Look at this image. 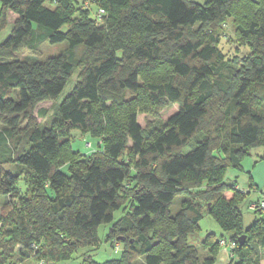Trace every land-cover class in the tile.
<instances>
[{
	"label": "trees",
	"instance_id": "1",
	"mask_svg": "<svg viewBox=\"0 0 264 264\" xmlns=\"http://www.w3.org/2000/svg\"><path fill=\"white\" fill-rule=\"evenodd\" d=\"M91 1L103 10L100 19L88 5L75 11L73 0H0V34L15 15L0 41V196L14 204L12 222H25L17 212L25 206L35 223L46 222L42 238L23 240L37 250L36 264L97 246L98 226L113 222L115 210L122 215L106 240L114 251L121 243V257L99 263L87 256V264H215L221 239L235 244L226 250L230 264H252L253 256L258 264L264 217L244 228L238 203L250 187L224 177L241 169L246 147L264 144V0ZM229 19L246 55L227 57L219 47ZM41 35L69 46L45 59L18 58L22 49L35 51ZM75 70L56 117L42 126L37 118L47 109L38 104H55ZM172 103L178 109L160 127L137 121L139 112L157 115ZM73 129L97 138L95 149H73ZM14 163L15 171L7 168ZM21 176L25 192L15 187ZM180 194L186 198L172 215ZM260 200L252 210L264 211ZM204 207L228 238L206 235L200 260L187 238ZM8 230L0 235V264H15L22 241Z\"/></svg>",
	"mask_w": 264,
	"mask_h": 264
},
{
	"label": "rangeland",
	"instance_id": "2",
	"mask_svg": "<svg viewBox=\"0 0 264 264\" xmlns=\"http://www.w3.org/2000/svg\"><path fill=\"white\" fill-rule=\"evenodd\" d=\"M85 3L88 4V12L90 17H92L97 11V6L91 0H73L74 7L76 9L75 11H78L82 5H85ZM14 16L15 15L13 13H9V22L5 30L0 34V41L4 40V38L10 33ZM33 27L37 29L38 32H42L44 30V27L39 26L37 24H33ZM220 36L221 37L219 47L222 49V51L227 57H231L234 54H238L239 56H241L244 54L246 55L248 53V48L245 45L241 44V41L237 40V37L235 36L234 24L231 19H229V21L224 25V29H221ZM202 37H205V35ZM37 41L39 42V45L35 51L22 49L21 51L17 52L18 58L28 60L45 59L49 56L59 54L60 52L66 50L69 46L66 41L50 43L48 39L42 37V35ZM76 81L77 71L75 70L67 81V83L65 84L59 96L54 100L55 104L52 101H44L38 104L37 109L40 107L47 109V113L44 115L43 118H37V120L40 121L42 126H49L50 122H52L51 120L56 117L55 115L58 112L59 103L70 92ZM177 109L178 105L172 103L162 108L157 115L148 112H139L137 115V121L139 122L141 127H145L146 121L148 120L153 121L155 126L160 127L170 115L177 111ZM262 109L264 110V108ZM71 135L73 138V149L80 150L82 153L88 154L90 150L95 149L98 143L97 138L90 136L89 134L82 136L79 130L77 129H73L71 131ZM87 141H90L92 143V149H88V147L84 146ZM194 144L195 140L192 139L190 145H187L184 148V152L189 151L194 146ZM23 145H25V140L21 139L19 141V148L21 149ZM245 150L246 153L243 155V158L241 160V169H227L224 180L227 184H230L236 180L239 187L241 189H245V192L250 187L248 193L242 194H245L244 199L238 203V208L242 214L243 226L244 228H247L252 224V222L256 218L264 217V211L256 212L250 207L251 202H254L259 198L261 199L259 202L264 200V144L248 146L245 148ZM65 167L66 166H63L61 169H65ZM7 168H10L15 171L16 168H18V165L15 163L10 164L7 165ZM15 187L18 188L21 192H25L26 183L24 181L23 176L18 178L15 183ZM182 198H186L184 194L177 195L171 202L169 206V211L172 215L175 214V212H177V210L181 206ZM4 200L5 199L0 196V214H3L2 216L0 215V235L8 232V229H12V231L16 232L21 238L22 241H19L13 249V254L17 255L15 264H36L34 254L37 253V250H35V248H32L35 246L36 243H31L30 246L32 249H29L24 244L23 240L27 237H33L35 234L39 235L42 238V236H44V231L42 228L44 226V223L46 222L42 224L35 223V220L37 218L36 215L33 213V211L32 213H28L26 211V206L21 207V209L17 211L23 215L25 222L21 225H18L15 221L12 222L9 210L14 209V204L8 202V200ZM202 214L203 216L198 223V229L195 232L190 233L187 238L188 243L194 245L197 248L200 260H202L208 255L207 248L203 246V241L206 235L213 234L214 241L220 239L221 237L228 238V233L224 232L218 226L215 219L208 213L206 207L203 208ZM121 215V210H115L113 212V222L118 219ZM7 221L9 222V224L6 223ZM113 222L102 223L98 226L97 236L99 242L97 246L80 247L67 257L57 261L56 264H87V261H85V259H87V256H90L91 260L99 263L110 259L120 258L122 254V249H120V247H122L121 243H119L118 246L119 251H114V247H112L111 243L106 240V234L108 233L109 228L111 227ZM48 247L46 250L47 252H45L46 256L48 254ZM261 255L262 257H260V260H257L258 264H264V250H262ZM255 258L256 257L253 256L249 259V261L252 260L253 264ZM42 261H47L46 257H44ZM215 264H230V257L225 250H218L216 254Z\"/></svg>",
	"mask_w": 264,
	"mask_h": 264
},
{
	"label": "built area",
	"instance_id": "3",
	"mask_svg": "<svg viewBox=\"0 0 264 264\" xmlns=\"http://www.w3.org/2000/svg\"><path fill=\"white\" fill-rule=\"evenodd\" d=\"M85 5H88V4L85 3ZM102 13H103V10L102 9H97V11L95 13L96 14V18L97 19H100V17L102 16ZM85 146L88 147V148H92V143L90 141H87L85 143ZM256 206L257 205H255L254 203L250 205L251 208H254ZM259 208L260 209H264V200H262L261 202H259ZM219 244H220V246H223V248H224L225 251L226 250L229 251V250L233 249L234 246H235L234 242H232V241L226 242L223 239H221L219 241ZM230 255H231V253H230Z\"/></svg>",
	"mask_w": 264,
	"mask_h": 264
},
{
	"label": "water",
	"instance_id": "4",
	"mask_svg": "<svg viewBox=\"0 0 264 264\" xmlns=\"http://www.w3.org/2000/svg\"><path fill=\"white\" fill-rule=\"evenodd\" d=\"M103 24L99 23V26L101 27ZM245 239V235H242L239 237L240 242H242Z\"/></svg>",
	"mask_w": 264,
	"mask_h": 264
},
{
	"label": "crops",
	"instance_id": "5",
	"mask_svg": "<svg viewBox=\"0 0 264 264\" xmlns=\"http://www.w3.org/2000/svg\"><path fill=\"white\" fill-rule=\"evenodd\" d=\"M234 180H235V179H234ZM234 182L237 184V181H236V180H235ZM237 185H238V184H237ZM238 186H239V185H238ZM115 244H117V243H115ZM222 252H223V251H222Z\"/></svg>",
	"mask_w": 264,
	"mask_h": 264
}]
</instances>
